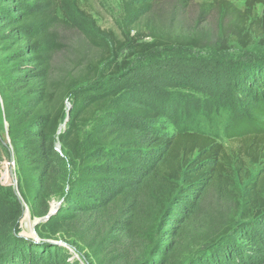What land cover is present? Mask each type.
I'll use <instances>...</instances> for the list:
<instances>
[{
    "label": "trees",
    "instance_id": "1",
    "mask_svg": "<svg viewBox=\"0 0 264 264\" xmlns=\"http://www.w3.org/2000/svg\"><path fill=\"white\" fill-rule=\"evenodd\" d=\"M98 1L0 0L1 157H14L31 218L60 203L34 226L38 240L26 239L24 207L0 181V264H82L69 248L88 264H264V250L232 237L264 213V69L234 84L240 115L223 144L200 129L147 132L136 121L156 122L160 112L123 94L131 69L120 58L126 48L205 47L216 35L176 20L194 4L218 13L222 36L248 48L264 41V0H174L169 10L160 0H121L120 29L102 35L93 32Z\"/></svg>",
    "mask_w": 264,
    "mask_h": 264
},
{
    "label": "rangeland",
    "instance_id": "2",
    "mask_svg": "<svg viewBox=\"0 0 264 264\" xmlns=\"http://www.w3.org/2000/svg\"><path fill=\"white\" fill-rule=\"evenodd\" d=\"M120 2L121 0L98 1L97 12L94 11L92 15L95 29L98 30V32L93 30L95 34L102 35L100 30L108 28L117 31L120 29ZM173 2L174 0H160L162 9L165 10H169ZM234 2L242 5L243 0H234ZM257 9L262 11L259 5ZM176 11V20H180L186 28L203 29L205 33L211 31L212 35L216 36L213 42L208 41L205 47L195 49L176 46L158 48L148 54H134L131 48H126L120 58L129 63L131 70L124 73L125 76L121 81L123 94L137 103L156 109L161 117L156 122L148 123H139L138 120L127 115H123V119L136 121L144 126L147 132L158 136L172 135L181 129H200L223 144H229L226 132L240 115L234 100V94L237 92L234 84L247 77L253 67L259 66L264 69V41L256 37L248 48H242L233 41L228 42V36L226 38L222 36L219 28L220 15L215 11L203 15L198 4ZM165 13L162 11V17L166 16ZM160 18L161 15L157 21ZM74 20L85 29L84 19L75 15ZM89 129L90 124L81 126L82 139L86 137ZM7 140L6 122L0 104V146ZM1 151L2 148H0V181L14 189V182L9 173L11 166L15 174L14 157L10 156L7 160L1 157ZM134 155L135 160L139 161L136 158L138 155ZM141 155L145 157L141 158V165L147 164L151 154L145 151ZM259 168V165L254 166L253 175ZM241 189L244 190L243 187ZM182 197L184 198L179 199L181 202L177 204L178 206L183 205V201H188L185 195ZM51 202L55 201L51 200ZM26 208L24 204V212L19 222L20 231L30 233L35 230L34 218L30 217ZM179 210L180 208L173 207L174 212ZM244 224L247 225L245 230L247 232L237 231L232 237L241 242L242 247L264 250V213L256 219H248ZM70 250L75 259L87 264L88 260L84 259V253L79 254L71 248ZM256 250L253 252L255 255L259 254Z\"/></svg>",
    "mask_w": 264,
    "mask_h": 264
},
{
    "label": "water",
    "instance_id": "3",
    "mask_svg": "<svg viewBox=\"0 0 264 264\" xmlns=\"http://www.w3.org/2000/svg\"><path fill=\"white\" fill-rule=\"evenodd\" d=\"M0 104H1V98H0ZM70 105H68L67 106V113H66V117H65V119H64V122H66L67 121V119H68V117H69V111H70ZM3 143V145L5 146V147H7V143L6 142H2ZM57 146V149L58 150H60V146L57 144L56 145ZM9 173H10V176H11V178H12V181L14 182V194H15V196H16V198H17V200L20 202V204H22L23 205V207H24V204L22 203V200H21V197H20V194H19V192H18V185H17V180H16V178H15V174H14V169H13V167H11L10 166V168H9ZM54 203V205L52 204V203H50L51 204V206H50V209H49V211L47 212V214L45 215V216H43V217H40V218H34V220H33V223H34V226L36 225V224H38V223H42V222H45V221H47V219H49L52 215H54L56 212H57V210H58V208H59V202H53ZM22 218V217H21ZM20 218V219H21ZM19 235L20 236H22V237H24V238H26V239H28V238H30V239H32V240H38V236H37V234H36V232H35V230H33L32 232H24V231H20L19 232ZM57 243H59V244H63L62 243V241H57ZM66 247L68 246V245H66V244H64ZM72 249V248H71ZM70 251H72V250H70ZM86 263L88 264V262L86 261Z\"/></svg>",
    "mask_w": 264,
    "mask_h": 264
},
{
    "label": "bare ground",
    "instance_id": "4",
    "mask_svg": "<svg viewBox=\"0 0 264 264\" xmlns=\"http://www.w3.org/2000/svg\"><path fill=\"white\" fill-rule=\"evenodd\" d=\"M63 125H64V123H62L61 126H60V127H61V130L63 129ZM51 203H52V202H51ZM52 204L54 205V203H52ZM26 209H27V208H26ZM23 212H24V211H23ZM27 213H29V210H27ZM23 231H24V230H23ZM24 232H25V231H24Z\"/></svg>",
    "mask_w": 264,
    "mask_h": 264
},
{
    "label": "built area",
    "instance_id": "5",
    "mask_svg": "<svg viewBox=\"0 0 264 264\" xmlns=\"http://www.w3.org/2000/svg\"><path fill=\"white\" fill-rule=\"evenodd\" d=\"M70 249V248H69Z\"/></svg>",
    "mask_w": 264,
    "mask_h": 264
}]
</instances>
